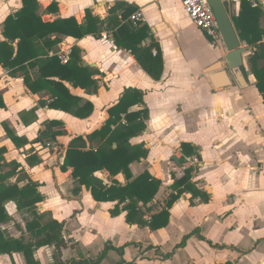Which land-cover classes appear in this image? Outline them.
Returning <instances> with one entry per match:
<instances>
[{
  "label": "crops",
  "instance_id": "1",
  "mask_svg": "<svg viewBox=\"0 0 264 264\" xmlns=\"http://www.w3.org/2000/svg\"><path fill=\"white\" fill-rule=\"evenodd\" d=\"M118 2L143 12L142 25L151 30L164 55L160 81L150 78L131 52L118 48L111 32L80 40L60 36L61 43L50 56L70 60L77 47L81 66L96 71L94 94L67 84L72 95L94 106L90 117L79 119L42 107L41 102L49 100L47 93H32L21 75L12 77L0 66V97L6 105L0 108V149L6 164L0 174H10L7 186L38 184L45 223L63 226L66 247L61 255L55 247H43L34 251L35 260L40 264L96 260L110 244L113 249L101 264H264V100L252 74L250 47L242 42L247 49L241 68L244 85L227 68L209 72L223 65L228 51L223 42H214L192 24L178 0H38L37 12L44 22L74 18L83 24L88 13L105 20ZM53 4L57 7L50 8ZM23 6V0H0V44L5 41L4 23ZM240 6L231 0L232 18ZM28 71L33 80L40 74L38 68ZM126 89L145 93L147 129L131 143L144 145L149 155L132 164L131 172L133 180L148 171L162 181L154 201L156 212L165 208L175 179H182L189 169L192 182L211 197L208 203L198 198L192 205V195L186 193L171 209L168 226L159 230L129 225L126 213L113 217L116 203L96 202L85 187L78 191L73 169L62 171L70 141L101 130ZM142 109L135 106L130 111ZM48 122L59 123L53 131L61 132L50 148L51 140H37ZM183 144L193 147L187 148L192 156L184 154ZM96 176L106 185L113 180L127 183L124 175L113 179L102 171ZM17 202L5 203L11 220L2 229L25 244L33 243L27 229L33 218ZM0 264L27 261L22 254L2 255Z\"/></svg>",
  "mask_w": 264,
  "mask_h": 264
},
{
  "label": "trees",
  "instance_id": "2",
  "mask_svg": "<svg viewBox=\"0 0 264 264\" xmlns=\"http://www.w3.org/2000/svg\"><path fill=\"white\" fill-rule=\"evenodd\" d=\"M23 3L22 10L4 23L5 41L0 44V66L8 70L12 77L21 75L32 93H47L49 100L41 102L42 107L62 111L79 119H87L94 112L93 104L72 95L67 84L94 94L98 91L97 81L92 79L96 71L81 66V50L77 47L72 49L70 60L65 65L57 55L50 56V52L61 43L60 36L80 40L89 35L102 38L104 32H111L115 45L131 52L150 78L157 82L162 79L165 61L160 44L151 38V30L146 25L135 27L128 22L129 17L136 13L135 7L118 2L110 9L105 20L88 13L86 22L80 24L74 18L44 22L37 12L38 0H23ZM55 7L57 5L53 4L50 8ZM263 18V11L253 9L241 1L240 12L233 17V22L241 42H246L251 49L249 60L252 74L264 100V29L261 28ZM261 62L263 66H259ZM36 68L40 74L33 80L28 70ZM135 106H142L143 109L131 112L130 109ZM0 108H6L1 97ZM109 116L101 130L95 131L87 138L76 136L67 146L62 171L73 169L78 191L85 187L96 202L116 203L111 211L113 217L126 213V222L129 225L150 227L151 230L168 226L171 209L186 193L192 195V205L198 198L206 203L211 200L206 192L199 190L192 182L193 170L189 169L182 179H175L165 208L156 212L154 201L162 187V181L148 171L133 180L131 172L132 164L147 159L149 155L144 145L131 143L147 129L149 110L146 108L145 93L126 89L119 102L109 110ZM59 125L57 122H48L46 130L37 140H51L52 146L61 135L60 131H53ZM13 139L15 141L14 137ZM187 148L193 147L182 145L184 154L192 156L193 153H188ZM5 166L4 150L0 149V172ZM102 171L108 172L113 179L124 175L127 183L123 185L113 180L110 185H106L96 176V173ZM9 177V173L0 174V256L22 254L27 264H40L34 257V251L37 249L55 247L57 254L61 255V249L66 247L62 235L63 226L56 221L45 223L43 215L39 212V205L44 201L43 195L38 192L39 185L31 182L21 189L17 185L7 186L5 181ZM12 199L18 201L19 209L24 214L33 218L27 224V229L34 236L35 242L25 244L10 237L2 229V225L11 220L5 203ZM147 215H151V224L147 222ZM111 249L112 245L107 244L96 260L73 259L67 263L58 260L52 264H101Z\"/></svg>",
  "mask_w": 264,
  "mask_h": 264
},
{
  "label": "water",
  "instance_id": "3",
  "mask_svg": "<svg viewBox=\"0 0 264 264\" xmlns=\"http://www.w3.org/2000/svg\"><path fill=\"white\" fill-rule=\"evenodd\" d=\"M209 4L214 11L222 42L228 51V54L223 58V65L217 64L209 72L227 68L234 71V74L246 85L241 68L244 63L243 56L247 54V49L243 46L233 22L230 9L231 0H209ZM174 159L178 162L176 158Z\"/></svg>",
  "mask_w": 264,
  "mask_h": 264
},
{
  "label": "built area",
  "instance_id": "4",
  "mask_svg": "<svg viewBox=\"0 0 264 264\" xmlns=\"http://www.w3.org/2000/svg\"><path fill=\"white\" fill-rule=\"evenodd\" d=\"M192 24L199 29L208 38H211L214 42H222V36L217 25V20L213 9L209 4V0H178ZM237 2L244 1L256 10L264 12V0H235ZM128 22L133 26L139 27L145 22L144 14L142 11H138L132 14ZM69 58L62 56V61L68 63ZM50 148V144H47ZM148 224H151L152 218L147 217Z\"/></svg>",
  "mask_w": 264,
  "mask_h": 264
}]
</instances>
